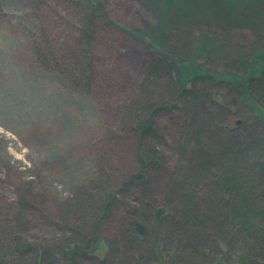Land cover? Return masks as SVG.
Segmentation results:
<instances>
[{
	"label": "rangeland",
	"instance_id": "374dc122",
	"mask_svg": "<svg viewBox=\"0 0 264 264\" xmlns=\"http://www.w3.org/2000/svg\"><path fill=\"white\" fill-rule=\"evenodd\" d=\"M91 11L88 0H0V264L236 260L215 222L204 231L195 221L222 219L213 178L264 191L262 151L214 158L217 135L243 138L249 128L264 139V125L222 86L234 112L209 100L214 132L198 144L170 78L196 67L244 76L264 51V0H98L95 26ZM143 101L164 107L145 135ZM203 151L211 173L192 184V153ZM142 161L146 179L134 180ZM188 193L194 225L184 229Z\"/></svg>",
	"mask_w": 264,
	"mask_h": 264
},
{
	"label": "trees",
	"instance_id": "16d2710c",
	"mask_svg": "<svg viewBox=\"0 0 264 264\" xmlns=\"http://www.w3.org/2000/svg\"><path fill=\"white\" fill-rule=\"evenodd\" d=\"M89 5L92 9V15H89L87 23L91 26H95L97 16L95 15V4L98 0H88ZM229 4L239 3V2H251L256 3L257 0H224ZM163 62H159L157 66L151 71V76L159 74L163 68ZM187 66L186 62L181 63ZM165 67V66H164ZM168 72L170 69L168 67ZM172 81V96L176 97L175 106L179 108H184L192 116V124L190 128L196 130V138L198 144L202 143L201 137L210 133V129L213 131L214 119L210 120V114L207 113L209 110L208 101L212 100L219 106H221L223 113L226 110L234 112L232 107H226L225 99H223V94L220 91L222 86L228 87L232 91H239L242 98L247 101L250 109L253 111L254 115L257 117L259 124L264 125V51L257 54L256 62L247 64L246 70H244V76L236 74H230L227 72H212L208 71L205 67H196L195 70H190L187 72L186 77L183 81L180 80L178 76H174L171 72ZM225 85H222V84ZM207 85L206 92L203 91L204 88L201 85ZM209 88L217 87L210 93ZM143 103V107L148 109L150 114V121L148 123H143L142 135L148 134L150 132L149 128L152 126L155 113L164 109L160 105L146 104ZM225 105V106H223ZM133 107L130 108V112ZM203 114H206L204 117ZM194 118V119H193ZM198 126L195 128V126ZM239 125V124H238ZM232 132H236L237 126H230L229 128ZM252 129L247 128L248 136H229L225 137L222 135H217L214 141L217 144V148L221 152H217L215 159L224 155L227 151L235 149L241 151L242 153H252L254 151H262L264 154V139L258 136H252ZM214 132V131H213ZM201 139V140H200ZM204 140V139H203ZM188 147L182 146V153L184 155L188 154ZM199 147L198 150H201ZM158 151H156L157 153ZM192 153L193 164L189 169V179L191 183L194 180H199L203 173H211L210 164L212 163L209 158L213 156L210 153L203 151L198 155ZM160 163V161H159ZM142 171L134 177V180H144L146 179L145 172L149 168L147 162H143ZM231 179L234 178L230 176ZM229 177V178H230ZM235 179V178H234ZM236 183L235 186L229 185L221 177L213 178L212 182V201L210 202L213 206L211 208L217 210L218 208L222 210L219 214L222 219L218 221H212L211 216L195 221L197 227L202 228L204 231L208 230L211 226V222L216 223V228L220 230L216 232L218 235V242L221 248L225 247L224 251L228 249L235 252L237 255L236 260L231 262L220 261L213 262L208 260H203L198 263H190L186 260H181V262H174V264H264V203L261 196L264 197V191L253 192L249 184L246 182ZM243 189V190H242ZM242 190V195H241ZM254 190H256L254 188ZM258 191V190H257ZM190 192V191H188ZM185 196V195H184ZM186 211L183 213V226L184 229L189 225H194L192 223L191 214V204L193 197L188 193L186 194ZM239 196H242L241 198ZM238 199L243 200V202L237 201ZM210 209V208H209ZM213 211V212H214ZM231 233V234H230ZM231 235V236H230ZM21 239L17 237V239ZM202 243H205V241ZM78 245V244H77ZM78 247V246H77ZM73 248L72 252L75 253L79 248ZM27 253H30V248H26ZM7 253V252H6ZM24 253V252H23ZM42 256V254H41ZM42 262V259H41Z\"/></svg>",
	"mask_w": 264,
	"mask_h": 264
},
{
	"label": "water",
	"instance_id": "95a60500",
	"mask_svg": "<svg viewBox=\"0 0 264 264\" xmlns=\"http://www.w3.org/2000/svg\"><path fill=\"white\" fill-rule=\"evenodd\" d=\"M163 211H164V208H160V209L157 211V216H159ZM138 226H139V228H140L141 230H143L142 227H141L140 225H138Z\"/></svg>",
	"mask_w": 264,
	"mask_h": 264
},
{
	"label": "snow or ice",
	"instance_id": "6c2138e0",
	"mask_svg": "<svg viewBox=\"0 0 264 264\" xmlns=\"http://www.w3.org/2000/svg\"><path fill=\"white\" fill-rule=\"evenodd\" d=\"M0 131H2V129H0Z\"/></svg>",
	"mask_w": 264,
	"mask_h": 264
}]
</instances>
